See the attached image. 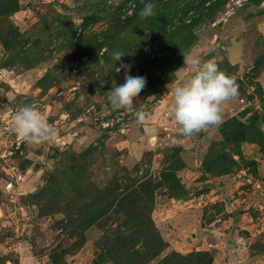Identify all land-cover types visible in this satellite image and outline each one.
<instances>
[{
	"label": "rangeland",
	"instance_id": "1",
	"mask_svg": "<svg viewBox=\"0 0 264 264\" xmlns=\"http://www.w3.org/2000/svg\"><path fill=\"white\" fill-rule=\"evenodd\" d=\"M143 3L0 0V264H264V0ZM192 52L238 95L186 138L166 85ZM121 64L146 85L113 110ZM22 104L53 142L19 141Z\"/></svg>",
	"mask_w": 264,
	"mask_h": 264
},
{
	"label": "clouds",
	"instance_id": "2",
	"mask_svg": "<svg viewBox=\"0 0 264 264\" xmlns=\"http://www.w3.org/2000/svg\"><path fill=\"white\" fill-rule=\"evenodd\" d=\"M143 3V0H141ZM135 9V4L131 5ZM156 5L143 3L139 17L146 19L154 16ZM123 54H113L118 62ZM184 66L176 72H187L188 75L168 83L172 97L171 116L181 137L192 138L202 130L219 126L222 122L223 105L238 95V85L234 78L222 71L214 60H205L198 52L183 55ZM131 65L121 64L116 72L124 69V83L114 85L108 91L107 100L113 110L133 107V100L143 90L146 80L143 76L128 74ZM154 97L150 96L149 98ZM136 119L143 122L147 113L137 110ZM14 132L22 143L43 144L54 141L58 130L48 123L43 114L33 105L22 104L11 113Z\"/></svg>",
	"mask_w": 264,
	"mask_h": 264
},
{
	"label": "built area",
	"instance_id": "3",
	"mask_svg": "<svg viewBox=\"0 0 264 264\" xmlns=\"http://www.w3.org/2000/svg\"><path fill=\"white\" fill-rule=\"evenodd\" d=\"M255 185L258 186V187L260 186L259 182H256Z\"/></svg>",
	"mask_w": 264,
	"mask_h": 264
},
{
	"label": "crops",
	"instance_id": "4",
	"mask_svg": "<svg viewBox=\"0 0 264 264\" xmlns=\"http://www.w3.org/2000/svg\"><path fill=\"white\" fill-rule=\"evenodd\" d=\"M235 242H236V240H235Z\"/></svg>",
	"mask_w": 264,
	"mask_h": 264
},
{
	"label": "trees",
	"instance_id": "5",
	"mask_svg": "<svg viewBox=\"0 0 264 264\" xmlns=\"http://www.w3.org/2000/svg\"><path fill=\"white\" fill-rule=\"evenodd\" d=\"M219 26V25H218Z\"/></svg>",
	"mask_w": 264,
	"mask_h": 264
},
{
	"label": "water",
	"instance_id": "6",
	"mask_svg": "<svg viewBox=\"0 0 264 264\" xmlns=\"http://www.w3.org/2000/svg\"><path fill=\"white\" fill-rule=\"evenodd\" d=\"M198 160V159H197Z\"/></svg>",
	"mask_w": 264,
	"mask_h": 264
}]
</instances>
